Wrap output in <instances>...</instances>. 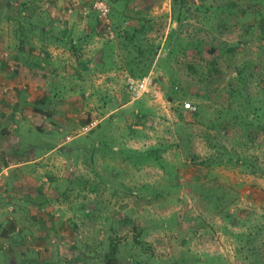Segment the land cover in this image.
I'll list each match as a JSON object with an SVG mask.
<instances>
[{
    "label": "rangeland",
    "instance_id": "obj_1",
    "mask_svg": "<svg viewBox=\"0 0 264 264\" xmlns=\"http://www.w3.org/2000/svg\"><path fill=\"white\" fill-rule=\"evenodd\" d=\"M9 1L4 8L0 0V232L13 222V239L25 241H3L16 250L0 249V264H101L111 240L120 264L140 250L149 264H189L204 252L214 264H264V140L247 141L218 112L229 108L234 66L264 60L255 15H264V0H215L233 5V14L212 35L193 7L177 27L171 0H102L111 10L105 28L90 0ZM21 2L52 22L45 51L34 35L24 38L25 54L16 50L8 17ZM134 30L141 46L156 50L146 75L157 96L132 101L123 37ZM168 36L170 66L161 61ZM191 37L238 48L219 57L212 76L205 56L181 50ZM62 38L71 42L60 45ZM260 85L246 92L258 94ZM91 120L97 124L83 130ZM155 147L157 164L134 166L120 154ZM186 245L199 256L184 260Z\"/></svg>",
    "mask_w": 264,
    "mask_h": 264
},
{
    "label": "trees",
    "instance_id": "obj_2",
    "mask_svg": "<svg viewBox=\"0 0 264 264\" xmlns=\"http://www.w3.org/2000/svg\"><path fill=\"white\" fill-rule=\"evenodd\" d=\"M2 1L5 2L4 8L6 6L7 7L9 6L8 5L10 3L9 0H2ZM255 1L259 2L260 0H255ZM171 3H172V13L174 16V20H176L177 22V27L181 24L182 25L186 24L191 20V17L186 15L187 10L189 9H184V7L185 6H188L190 8L193 7L196 14H198V17L196 18L197 23L206 26L207 33L210 35L214 34L215 31L222 34V32L226 27L225 23H227V19L233 14L232 12L233 5H229V3L226 1L217 3L215 0H213V3L215 4H211V6H207L204 0H199V4H195L194 1L192 0H171ZM20 4L21 5L18 8L17 15L13 17H8L12 21V25L14 24L16 26L14 34L19 41V45L16 46L17 52L23 54L26 53V51L24 50V43H25L24 38L26 40L31 39L33 35L35 37L36 36L40 37V40L38 42L42 44L41 48L45 51V48L48 46L47 42H49V45L52 44L50 37L52 22L50 20L45 21L44 19H42L41 14L43 13L29 14L28 13L29 9L26 3L21 2ZM177 9L178 12H176ZM255 15L259 17L257 23L259 36L260 38H262V40H264V15H262V13L259 11H256ZM95 16H96L95 18L96 21L101 24V27L105 28L107 25L106 26L103 25L100 19H98L97 15ZM108 18H109V24L111 25V10ZM35 20H37L36 23L34 22ZM115 28L116 27H114V29ZM139 32L141 33V30H134L130 34H127L123 37L124 39L123 42L125 43L124 45L125 51L127 52L123 65L125 69H127V71L129 72V74L137 79L147 74L156 56V50L152 52V48H148V47L144 48V46H141L142 41L136 38ZM167 38L168 39L166 42V47H168L170 50L168 54L164 57V59H162L161 61L168 63L167 65L170 66V63L172 61L170 54L173 52V46H171L170 36H168ZM67 40L65 41L67 42ZM65 41L62 38L59 41L60 45L63 44ZM70 42L71 41L69 39L68 43ZM237 48L238 46L232 44L227 45L224 42L219 43L217 46L214 45L213 43H209V45H207L206 42L204 43L200 41V39L197 40V38L191 37L186 42L185 46L181 48V50L185 52V55L186 53H190L191 56H193V58L197 57L198 59H200L203 56H205L206 64L210 68V71L213 76V74L218 73L217 60L219 59V57L226 53L228 54V53L236 52ZM259 49L264 50V45H261ZM27 53L30 54V51H28ZM147 53L149 54L145 56V54ZM104 56L106 55L104 54ZM103 61L100 60L99 63L102 64ZM159 64H160V60H159ZM96 68H98V66H96ZM188 68L191 70L190 72L192 73L193 71H195L192 65H188ZM234 70H235L234 79L236 81V87L229 89L228 92L229 100H230L229 108L228 109L225 108L223 110L220 109L218 111L219 118L226 119L228 124L232 128H239L243 133V135H245L246 140L251 143H255L259 137L263 138L264 140V60H260L258 62H252L250 65L248 64L235 65ZM198 82L199 84L201 83L199 79ZM252 82H257L261 84L258 94L254 95L246 92V89L248 88V84ZM174 86L175 83L172 84L171 89L174 90ZM195 93L196 94L194 97H197L199 99H203V97H205L206 99L208 98L207 95L205 94L201 95L197 90L195 91ZM167 100L173 102L174 98L169 97L168 95ZM36 110H38L37 112L40 111L39 108ZM86 121L88 122V119ZM212 127H214V123H212ZM160 152L161 149L158 147L149 148L145 151H141V150L131 151L125 148L120 149V154L125 153V161L128 159L132 160L134 166H137L139 164L140 165L145 164L148 161H152L154 164L160 163L161 162ZM238 160L239 161L237 162H240V164H244L245 160L244 161H241V159ZM171 173L173 174V171H171ZM120 186L122 188H125L124 184H120ZM40 209H42V205H40ZM50 217H53V214ZM14 227L15 224L13 222H9V228L4 227L0 232V249L2 250L3 253L12 252L16 250V248H14L15 245L13 247L14 249L13 250L11 247H5L3 244V241L5 242L6 239H10V238L13 239L14 235L16 234L15 233L16 230ZM13 240L14 243H17V245H19L22 244L21 242L25 241V237L21 238L17 236ZM136 242L138 241L136 240ZM82 253L84 255H87V254H91L92 252L89 249H87V250H83ZM144 256L146 257L147 254H145L144 251L140 250V253L136 257L130 259L129 264H149L147 262V260L149 259L145 258ZM101 258H102L101 264H120L117 258V243L111 240L108 243V251L105 252ZM144 259L147 260L144 261ZM198 261L200 260L198 259ZM177 263L178 262L171 263L170 261H167L165 264H177Z\"/></svg>",
    "mask_w": 264,
    "mask_h": 264
},
{
    "label": "built area",
    "instance_id": "obj_3",
    "mask_svg": "<svg viewBox=\"0 0 264 264\" xmlns=\"http://www.w3.org/2000/svg\"><path fill=\"white\" fill-rule=\"evenodd\" d=\"M91 8L96 12L98 19L106 26H109V6L102 0H90ZM8 55L4 54L1 58L6 57ZM124 84L126 87V91L129 94L132 101L138 100L143 95H151L154 94L157 96V86L151 75H145L141 78H133L129 75L125 76ZM95 120H91L87 125L83 127V130H90L97 123Z\"/></svg>",
    "mask_w": 264,
    "mask_h": 264
},
{
    "label": "crops",
    "instance_id": "obj_4",
    "mask_svg": "<svg viewBox=\"0 0 264 264\" xmlns=\"http://www.w3.org/2000/svg\"><path fill=\"white\" fill-rule=\"evenodd\" d=\"M188 234H193V235H196V233H189L188 232ZM188 240H189V238L188 237H186ZM188 244V243H187ZM186 249H184V253H185V257H184V260L185 259H189V258H197L199 255H197V253H199L200 254V251H192L191 250V248L189 247V245L187 246L186 245V247H185ZM204 255H206L207 253H203ZM202 254V255H203ZM202 255H200L201 257H200V261H197V260H195L194 262H190V261H187V262H189V264H214V262H213V260H206L204 257H202ZM209 255V254H208Z\"/></svg>",
    "mask_w": 264,
    "mask_h": 264
}]
</instances>
